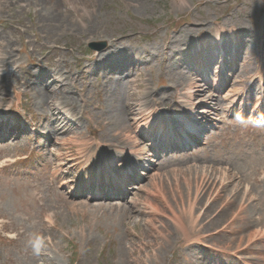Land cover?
<instances>
[{
  "label": "rangeland",
  "instance_id": "obj_1",
  "mask_svg": "<svg viewBox=\"0 0 264 264\" xmlns=\"http://www.w3.org/2000/svg\"><path fill=\"white\" fill-rule=\"evenodd\" d=\"M27 1L33 2L32 0ZM57 1H59V6L62 11L67 12L65 15L76 24V27L73 29L71 28L74 27V24H71L69 26L71 30L67 31L69 33L61 37L62 48L66 46V48L70 50L63 52L67 58L62 64L66 63L65 66H67V68L70 67V70L79 76L77 82L79 87L82 88H88V84H85L83 79L85 76L83 69L86 66H89L90 72L92 73L91 79L94 81V85L101 81L100 75L93 74L95 73V69L99 68V66L98 63L92 59L98 58L99 55L106 53V51L93 52L92 55H90L86 52L89 43L107 41L111 44V42L123 38L124 40L127 39L126 45L130 46V48L133 46L140 47V45L145 43L149 48L155 47L160 50L161 45L171 41V37L179 36V34L186 30L182 27H176L173 24V21L181 17L180 15L183 13H190L193 21L197 24L200 23L196 21L199 15L208 14L209 22L217 21L222 24V27L226 19L228 21L232 20L233 16L231 17L230 15H233V13L235 14L234 20L239 22L235 26L240 27L245 23L242 18L238 17L236 12V8L241 5V10L244 14L242 17L250 18L251 23L260 21L264 16V0H230V4L236 5L233 13L228 6L221 10H211L203 4V0H196L198 10H189L188 6L183 5L180 0H145L147 5L144 8H141V6L139 8L128 0H103L98 6H96L94 0ZM2 15L3 19H0L1 21L12 20L17 22L23 21L26 14L22 12L6 11L2 12ZM188 22L191 21L188 20ZM92 25L95 26L92 27ZM225 25L228 30L232 27L228 23H225ZM162 27H164V29L160 31L159 29ZM50 29L52 30V28ZM56 30L59 31V29ZM49 32L51 33L52 40L56 39L61 34V32ZM195 33L198 34V32ZM41 35L46 36V33H41ZM18 37L19 36L15 35V38ZM46 44L49 46V43ZM67 44L69 47L73 44L74 48H69ZM14 47L18 49L15 54L18 64L28 66L32 63V59L29 58L28 53L23 51L21 43L15 44ZM1 50L2 47L0 45V52ZM207 52H209V55H207L206 59L209 58V63H212L213 57L218 53L217 49L211 48L210 51ZM187 54L188 52H186L184 56ZM177 60H180L179 57H177ZM169 63L170 61L166 60L163 62V60L160 59L157 62H150L147 67H142L137 72L133 71L130 76V81L135 82L134 88H137L135 91L136 94H142L146 90L148 91L146 85L148 82L153 83L155 86H162L161 90L165 91L169 87V83H173L171 77L176 72V66L174 65L171 67ZM191 64L192 66H196V61L193 60ZM62 68H64V66H62ZM112 68L111 66V69ZM98 70L101 72V69ZM128 76L127 73V79ZM96 78H99V81H96ZM147 80L148 82H146ZM219 83L222 84V82ZM234 83L235 82L232 84ZM237 85L242 86L239 83H237ZM60 95L61 92H58L51 101L54 103V100L57 98V101H60ZM199 110H201V108ZM88 124L91 125L84 121L83 127L88 128ZM231 133L234 134V132ZM72 136L74 135H67L64 138L71 139ZM237 136L238 140H231L229 137L227 141H222V137H218L215 141H211L204 151H199L194 154H176L169 159L170 161L161 169L159 174H157V171H153L152 167L150 168L149 178L144 181V183H146L145 186H148L152 180L158 181V185L160 183H163V185L160 188L162 194L147 199L148 204L146 205L150 206L149 209L145 210L147 213L142 210L143 214H146L144 217L145 221H147L148 218L153 220L151 221L153 230L145 232L147 225L142 221L140 224H137V226H133V224L130 225L132 233L135 236L139 235L141 237L139 241L144 242V246L141 249L134 245L135 242L132 238L120 236V224L123 220L122 213L117 211L113 212L114 210H111L112 212L107 210L96 211V213L91 212L88 209L82 208L80 206V201L73 202L72 199H68L78 210L71 211L72 208L70 206H64L61 213L63 211L67 212L65 209H69V212L63 216L59 213L57 219L58 226L60 224V229L88 226L90 228L88 230H92L91 235L94 237L95 242L94 246L92 244L90 245V250L81 252L80 264H112V260H118L122 254H126L129 262L125 261L119 264H166L167 260L172 257L174 258L173 262L176 264H234L236 259L232 257H225L220 254L216 255L214 258L208 250L196 246L195 244L191 245L189 248L184 247V244L188 243H182L179 239L183 236L182 232L186 228L193 226L190 216L191 208L194 209V211H200L208 202L209 195L214 194L216 197L218 196L219 199H217V202L219 205H222L223 209L227 203V197L233 195L232 197L237 199L235 202L236 205L232 207L233 211H235L238 204H241V191H243L242 198L244 192H246L245 189H243L244 184L251 185L252 191H247L245 193L246 195L242 201V205L247 206V212L256 209V217L264 223V183H260L255 177V173L264 167V132L258 136L256 141H242V132H238ZM144 143L147 144L146 141H142L141 147L137 149V152H141L145 149ZM75 145H73L74 148L72 146L68 148L62 147L65 157L68 158L73 149V153L76 152L75 157H77ZM55 146L57 148L59 147V145ZM53 149L52 147V150ZM129 152H132V150ZM58 153H61V151L59 150ZM158 163L159 162H157V164ZM30 173L36 172L30 171ZM221 173H224L226 178H219V176H217L221 175ZM201 175H203L204 178L207 177L206 179L210 180V184L205 190L201 192L198 191L200 193H197V188L194 187V179ZM160 177L164 178V180L160 179ZM35 179L38 180L39 178ZM42 182H44V180L39 181V183ZM204 182H206V180ZM10 187L11 186L8 185L3 189V191L7 193L6 195L3 194L2 201H10L9 204H12V209L9 211L17 214L22 210L23 200L27 196L26 193L18 192ZM198 194L201 196L196 198ZM205 194H208L206 198L204 197ZM148 195L149 194H146L145 196ZM139 198V194H135L134 198L132 196L127 204H135ZM163 198L166 199V201H163ZM202 200L203 203L199 205ZM211 202H214V200L210 199L209 203ZM251 202L252 204H250ZM90 204L93 205L92 203ZM51 205H57V198L54 199ZM168 205L172 208H168ZM219 205L215 208L213 216H216L217 222L221 225L228 218H231L232 215H224L218 208ZM162 207L166 210H164L165 213L161 214L160 210ZM136 209L138 212L141 211L140 208ZM150 212H152L151 216H162L159 218H152ZM172 212L178 213L174 219L176 221L174 224L171 222V220H173ZM240 213L241 212L236 213V216H239ZM207 214L211 215L210 212ZM178 216L180 218H178ZM241 217H245V210L242 211ZM136 218V221L139 222L140 219L138 218V214ZM257 218H255L256 222L259 221ZM202 226L203 224L193 228V231H195V233H201ZM165 227L170 231L166 232ZM238 229L240 230L239 234L242 233L241 227L236 225L234 231L236 232ZM57 237L60 238V234L57 235ZM233 239L235 241L237 237H233ZM245 239L246 238H242V243H244ZM98 240L99 242H110L104 254H101L97 247ZM174 241L176 242L173 249L169 251ZM125 243L130 247V249L126 250L127 252L121 250L122 246V248L127 246ZM65 246H68V244H65ZM69 247H71V245H69ZM256 247V250L251 248L242 256L244 262L248 263L250 259H256L257 262L259 258V254L257 255L256 253L258 251V245H256ZM49 248L48 255L50 253V263L68 264L67 252H62L58 245H51ZM141 250H144L145 254H142ZM121 251L124 253H121ZM128 252L133 253L128 254ZM153 252H155V254L152 255ZM178 253L179 257L175 258ZM181 255H184V258H180ZM50 256L53 258L54 263L50 260ZM21 263H24V261ZM237 264L241 263L238 261Z\"/></svg>",
  "mask_w": 264,
  "mask_h": 264
},
{
  "label": "bare ground",
  "instance_id": "obj_2",
  "mask_svg": "<svg viewBox=\"0 0 264 264\" xmlns=\"http://www.w3.org/2000/svg\"><path fill=\"white\" fill-rule=\"evenodd\" d=\"M32 1L33 2H28L27 0H3V5L6 7V9L15 7L17 5H22V4H25L27 7H30V8H38L39 6H42L44 8L43 11L45 12V14L41 16V22L46 28L50 27L54 30L56 29L62 30L64 29V27H69L73 23V21L68 16L65 15L67 12L62 11L61 7L59 6V2L57 0H32ZM102 1L103 0H94V3L96 4V6H98L102 3ZM128 1L131 3H134L139 8L140 6L141 8H144L147 5L145 0H128ZM94 26L95 25H92V27ZM19 32H21V30H19ZM253 36H254V39L257 37V40L249 44L246 47L247 56L243 58L242 63L240 65L235 64L232 70L237 67V70L241 72V75L243 78L244 77L246 78L249 72H251L252 75L257 74L256 79L254 80L255 82L252 83L251 85L249 83V85L246 87L245 90L242 89V94L239 93L237 95L242 97V105L250 106L255 102L253 111L255 113H259V114H255V116L257 115L255 118H258L259 123H264L263 122L264 111L260 112V110L262 109V105H264V51L259 50L260 44L264 46V41H263L264 24L258 26L255 29V33ZM179 44L180 42H178V45ZM116 47L117 46H114L113 48H116ZM257 57L258 59L259 58L261 59V63H259V69L257 66V63H258ZM184 83H185L184 81H181L180 85H183ZM126 85H127V82L123 83L122 81L120 83L118 82L115 83V91L113 93V98L110 102L109 108L112 109V111L110 112L111 117H113V120H111L113 124L112 126L117 127L120 131H123L126 134L127 138L124 141H132V139L128 137L127 134L134 131L135 125L132 124V120L130 118V115H133L134 113V109L132 106H130L127 103V98L124 93ZM258 88L263 90L262 91L263 93L260 92V97L257 98L256 94L254 95L251 93L256 92ZM202 92H205V91H197L196 93L189 92V94L191 98H193L194 96L200 95ZM40 99L49 104V95L47 93L45 92L41 93ZM203 105H207L208 109L210 105L211 106L214 105V111L217 112L219 111L218 108L220 106V102L219 100L211 98L210 103L206 101L205 104ZM136 107H141L142 109V106L140 103H138ZM56 108H58V106L53 107L51 104H49V107H47V109L50 112L54 111V109ZM205 113L209 114L210 112H205ZM204 117L207 120L206 122L208 123L209 122L208 120L210 119V117H207V116H204ZM260 118L261 120H259ZM250 120L254 121L253 118H250ZM139 128L140 129L145 128L148 131L151 130V128L148 127L147 124L139 125ZM107 141H111L112 143H114V141H121V139L120 137L113 135V136L108 137ZM133 141H137V140H133ZM203 175L194 179V187L197 188V191L207 188L208 185L210 184V180H209V183L204 182L205 180H207L206 179L207 177L204 178Z\"/></svg>",
  "mask_w": 264,
  "mask_h": 264
}]
</instances>
